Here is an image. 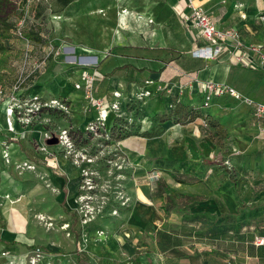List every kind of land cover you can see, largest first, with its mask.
<instances>
[{"label":"crops","instance_id":"crops-1","mask_svg":"<svg viewBox=\"0 0 264 264\" xmlns=\"http://www.w3.org/2000/svg\"><path fill=\"white\" fill-rule=\"evenodd\" d=\"M80 1L74 0L61 8V14L66 12L64 23L72 25L73 29H70L69 33L73 41L91 49L107 50L108 55L101 69L109 73V76H99V80L107 82L109 88L101 92L100 96L110 100L113 91L120 90L123 92L121 99L125 101L127 95L136 94V89L141 86L153 94L147 100L152 104L147 107L149 110L146 115L144 107L142 108L138 132L120 138L119 141L128 137L129 140L154 141L159 146L166 147L167 153H158L162 156L166 154L165 157H155L157 166L161 168L159 172L162 181L175 192L199 198L186 212L234 216L230 219H220V235H214V243L204 251V257L201 251L196 249L188 252V256L183 252L172 257L163 254L157 256V250L151 245L157 256H154L155 264H264V245L257 243L258 239L264 238V121L255 118L253 108L248 103L242 100H238L237 104L228 103L227 97L231 96L229 94L214 96L218 109L229 111V118H232L231 114L234 113L241 115V108L245 111L238 123L242 130L233 131L228 125L229 118L226 115H220L218 112L214 115L209 110L203 113L199 103L189 100L196 90L205 89L207 81H214L235 87L254 103H264V67L245 66L238 63L234 57L239 46L244 50L247 45H259L264 51V24L261 18L264 14V0H193V4L201 7L216 22L219 29L234 28L238 31L237 39L227 42L222 53L211 59L196 57L193 54L198 47H204L208 42L200 37L196 30L189 28L183 19V14L192 9L189 0H167V3L165 0H155L156 6L152 4V0H147L146 5H142L144 0H88L87 2H94L96 5L84 4L82 9L78 5ZM75 3L78 7L76 14L68 13L67 9ZM120 3H127L124 13L119 11ZM166 6H170L172 16L178 21L172 33L165 29V21L162 20L164 18L161 19V13L164 16ZM85 18H108L111 20V26L107 30H101L95 23H89L90 35L85 38L80 34L84 32L85 21L81 20ZM154 18L157 21L155 24L151 20ZM174 98L196 106L204 117L226 118L224 121L227 124V135L219 140L224 145L223 149L218 148L212 136L201 131V117L188 123L169 120L158 125L152 122L149 115L172 110ZM3 117L6 122V117ZM161 126L163 131L160 134L149 136L146 133ZM2 135L0 130V192L13 195L24 190L27 191L25 199L28 200L37 198V195L42 196L44 192L45 209L50 217L60 216L67 221L65 224L73 220L72 223L76 222L82 167L74 161L64 159L62 155L55 160L51 159L49 166L40 164L42 160L35 155H42L33 148V144L27 140L25 142L16 139L17 141H9V144L12 142L9 146L12 163L31 161L32 157L40 162L35 171L26 170L18 176L14 165L7 164L3 159L5 136ZM202 146L206 150L209 149L207 154L202 152ZM213 155L215 157H212ZM133 156L131 151V170L134 166L139 168L133 163ZM164 168L170 171L165 172ZM171 173H174L175 177ZM44 178L58 190L55 194H59V203L51 198L57 195L51 194L47 191L49 189L44 187ZM17 182L21 185L20 189H17ZM229 191L236 195V206L231 207L225 202L223 195ZM128 193L133 195L136 201L130 215H126L128 222L124 227L125 237L112 236L113 249L118 250L127 239L129 242H143L144 227L149 223H153L156 230L163 229L166 222H173L166 216L171 213L176 216L178 212L179 215L174 219L178 222L183 215L178 210L166 213L160 207L162 201L158 204L157 201L144 199V186L130 184ZM227 225L231 229L223 228ZM95 226L102 228L99 224ZM133 231L136 232L134 239ZM23 233L24 228L20 225L7 229L0 224V249H8L10 253L14 250L18 255L10 259L17 261V258L27 252L29 247L22 242ZM68 233L72 236L66 241L62 240L61 244L70 252L63 253L67 254L66 256H74L77 264H93L85 254L103 252L102 245L99 242H91L99 247L88 245L81 240L79 232ZM127 234H130V237ZM217 242H221V245ZM225 242H231V247L224 246ZM179 246L180 243H176L173 248ZM30 248L35 247L32 245ZM142 248V262L150 264L147 255L149 247L142 245ZM65 260L68 264L71 262L69 258Z\"/></svg>","mask_w":264,"mask_h":264},{"label":"rangeland","instance_id":"rangeland-1","mask_svg":"<svg viewBox=\"0 0 264 264\" xmlns=\"http://www.w3.org/2000/svg\"><path fill=\"white\" fill-rule=\"evenodd\" d=\"M12 1L18 7V12L24 11V15L19 19V15L11 16L10 21L15 23L17 27L11 31L13 37L5 40L0 38V42H5L8 45V47H0V130L5 136L3 140L5 150L2 152L4 161L14 165L18 176L26 170L35 171L40 162V164L49 166L51 159L55 160L61 155L64 159L74 161L73 156L65 157V151L61 150L59 145L47 143L48 139L59 137L58 134L65 129L74 141L75 150L84 151L87 158L95 161L86 165L89 167L88 177L84 179L82 176L80 194L77 197L79 206H77L76 214L78 218H75L76 222L74 223H72L74 220L68 222L66 229L62 228V225L67 221L61 219L60 216L52 218L48 215V211L45 209L44 192H42V196L37 195V198L31 200L25 199L27 191L24 190L13 195L0 192L1 226L12 229L13 226L20 225L25 231L21 236L24 238L22 242L29 248L32 245L35 247L27 248V252L22 255L23 257L17 258V261L10 259V257L18 256L14 250L10 253L8 249H0V264H12L13 262L15 264H68L65 260L68 258L71 259L69 264H77L74 256H66L67 254L63 253L70 251L61 244L62 240L66 241L68 237L72 236L68 233L72 231L79 232L81 240L88 245L94 244L95 247H99L97 242L102 245L103 252H99V254L87 252L85 254L93 264H143L142 245L149 247L147 255L150 264H155V257L159 254L172 257L183 252L188 256V252H193L196 249L201 251L202 256L205 255L204 251L209 248L210 244L214 243L212 241L214 235H220V219H230L234 216L226 214L224 217L212 213L185 212L179 221L175 222L174 219L179 214L176 212L177 215L175 216L174 213H171L166 218L175 223L166 222L164 228L158 230L153 223H149L144 227L143 242L140 240L129 242L127 239L118 250L113 249L112 236L125 237L124 227L128 222L126 215H130L136 201L133 195L128 193L130 184L144 186V199L157 201L158 204L161 202V198L156 195V180L161 178L159 172L161 168L157 166L155 157H165L166 154L162 156L158 153H167V151L166 147L159 146L154 141L129 140L128 137L119 141L120 139L115 138L116 136L124 138L129 134H127V130H124L126 122L124 119H120L121 117H117L120 121L117 119L118 121L110 133L109 119L116 114L125 119L128 118V121L132 123L133 119L137 118L136 115L135 117L133 115L135 108L138 107L140 111L143 107L150 106L152 102L147 100L153 94L147 97L142 96L144 86H141L136 89V94L127 95L123 101L121 99L123 92L115 90L121 92V97L117 98L120 104L110 112V103L115 98L113 99L112 96L109 100L102 97L106 100L108 124L105 126L98 125L94 132H89L86 130L88 123L95 121L99 112L95 107H89L86 96L88 90L91 89L96 96L101 97V92L103 93L109 88L107 82L103 83L102 80H99V76H109V73L103 72L101 69L102 63L108 55L107 50L91 49L89 46L73 41L70 38L72 25L64 23L66 12L61 14L63 7L57 0ZM87 1L81 0L78 3L81 9L84 4L85 6L96 5L94 2ZM152 1V4L154 3L156 6L155 0ZM165 2L168 1L165 0ZM147 3L148 1L144 0L142 5ZM126 7L127 3H120L119 11L124 13L127 10ZM166 7L164 16L161 13V19L164 18L162 20L165 21V29L172 33L173 28L178 25V21L172 16L173 11L170 6ZM77 8L76 3L72 4L67 12L73 14ZM155 15L157 18V12ZM156 18L151 19L154 24L157 22ZM83 20L85 21V28L84 32L82 31L80 34L85 38L90 35L89 23H95V26L101 30H107L111 26V20L108 18L91 20L85 18L81 21ZM70 23L72 24V22ZM181 23L183 25L182 19ZM20 29L38 32L42 39L36 41L26 37H17L14 32L17 33ZM87 61L92 62L88 65L84 64ZM78 69H83L81 81H79L81 74L76 73ZM88 84L90 87L87 86ZM20 91L22 95H19ZM206 95L205 89L196 90L189 100L199 103L203 113L209 110L214 115L218 112L220 115L229 116V111L218 109V104L214 103V95L212 101L205 103ZM13 96L16 97L18 105L10 113L14 103ZM53 100L67 105V109L53 102ZM177 101V99H173L171 108ZM237 101L234 97H227L228 103L237 104ZM100 110L102 111V109ZM240 110L241 115L234 113L231 114L232 118L228 117V125L233 131L242 130L238 123L243 118L245 111L242 108ZM131 111L133 112L128 114ZM166 111L171 112V109ZM3 115L6 117V122L2 119ZM209 118L214 119L217 126H213ZM224 120H226L224 117H207L201 120V131L211 135L219 149L224 148L219 140L224 138L228 131ZM48 136L51 137L48 138ZM16 139L25 140V142L30 141L33 148L42 155V157L35 156L42 161L38 162L35 157H32L31 161L23 160L12 163L9 147L12 142L9 144V141H17ZM202 147L204 149L202 152L207 154L209 149L206 150L204 146ZM131 151H133L135 160L133 163L139 167L138 169L135 166L132 170L130 168ZM28 165H33L34 168H29ZM86 166H82V169ZM164 171L169 172L170 170L165 169ZM44 180V187L49 189L47 191L57 195V197L51 198L59 203L61 201L59 194H55L58 190L56 187L54 189V186L45 178ZM20 187L21 185L17 182V189ZM169 190L174 189L169 186ZM223 196L225 202L231 207L236 206L238 200L233 192L229 191ZM48 203L50 202L48 201ZM74 224L80 225L74 226ZM95 224H99L102 228L96 227ZM223 228L231 229L229 225L223 226ZM73 235L76 236L74 233ZM127 235L130 237V234ZM132 235L134 239L136 232ZM176 243H180L181 246L173 248ZM217 243L221 245V242ZM231 244V242L223 243L224 246L228 245L229 247ZM151 245H153L154 250H157V256L151 249ZM3 250L9 252L6 257L1 255ZM33 258H37L36 263L31 262Z\"/></svg>","mask_w":264,"mask_h":264},{"label":"built area","instance_id":"built-area-1","mask_svg":"<svg viewBox=\"0 0 264 264\" xmlns=\"http://www.w3.org/2000/svg\"><path fill=\"white\" fill-rule=\"evenodd\" d=\"M189 3L191 5V11L183 14V19L187 26L191 29H194L197 31L198 35L202 38H204L208 45L204 47H198L193 54L196 57L200 58H215L216 56L220 55L225 47V44L227 42H232L234 39L236 40L238 37V31L234 28H230L227 30H221L217 27L216 22L207 14L205 13L201 7L194 5L193 0H189ZM262 22L264 24V14L262 15ZM234 57L236 61L242 65L245 66H257V67H264V51L259 45H247L245 46V49H240V46L237 47V50L234 53ZM89 62V63H87ZM84 64H91L92 61H87ZM93 80V78H91ZM149 81V80H148ZM87 86L90 87L88 84ZM205 90L207 91L206 102L212 101V96H222L225 94H229L233 96L237 100H242L253 108V113L256 119L260 121H264V103H254L251 98L244 96L240 91H238L235 87L230 86L225 83H219L214 81H207L205 83ZM142 96L147 97L148 95H152V91L149 89H145L144 93H141ZM114 101L110 103L109 112L113 111L114 108L118 107L120 104L117 101L118 97H121L120 91H113L112 93ZM87 102L89 104V107H95L99 115L95 119V121H92L88 123L87 128L91 131H95L96 127L98 125H107L108 124V113L107 109L105 108V102L106 100L102 97H98L93 93V90L89 89L87 93ZM14 100V103L12 104V108L10 110V113L13 111V109H16V106L18 105L16 102V97H12ZM143 98V97H142ZM18 100V98H17ZM53 102L61 105L64 109H67V105L63 103H59L57 100H53ZM102 109V111L100 110ZM108 117V118H107ZM59 142L57 145L60 146V149L65 151V157L67 156H73L74 162L79 166H86L89 164H92L95 160L91 158H87L84 154V151L82 150H75L76 146L74 144V141L72 140L71 136L69 135V132L65 129L62 130L58 134ZM51 136H48L50 138ZM76 151V152H75ZM27 165V164H26ZM29 168H34L33 165H28ZM89 167L86 166L82 169L81 175L84 176V179L88 177ZM258 244H263L264 239L260 238L257 241ZM9 254L8 251L3 250L1 251L2 256H7ZM37 258H33L31 260L32 263H36ZM12 264H15L14 262Z\"/></svg>","mask_w":264,"mask_h":264},{"label":"trees","instance_id":"trees-1","mask_svg":"<svg viewBox=\"0 0 264 264\" xmlns=\"http://www.w3.org/2000/svg\"><path fill=\"white\" fill-rule=\"evenodd\" d=\"M62 7L68 6L70 3H72L74 0H57ZM19 15V18H22L24 15V11L18 12V7L13 3L12 0H0V38L2 37L3 40L9 39L13 37V34L11 33L13 28H17L16 24L10 21V17ZM14 35L17 37H26L32 40L40 41L42 38L38 32L34 31H25V29H20L19 32H14ZM0 47H8V45L5 42H0ZM76 73L81 74V78H79V81L82 80V73L83 69L76 70ZM78 75V74H77ZM19 95H22L21 91L19 92ZM178 101L174 103V107L169 111H163V112H156L153 113L150 116L153 123H158V125H162L164 122L172 120L174 122L179 123H188L190 121H193L198 118H207L200 114L198 111V108L194 105H188L180 101L178 98H176ZM148 108H144V115L148 112ZM134 117L136 115L137 118H134L132 123L128 121V118H124L121 115H112L109 119V132L111 133L113 126L115 127L116 122L120 119H124L125 129L127 130V134L131 135L133 133H137V127L139 126V122L142 115V109L139 111V108H135L134 111ZM121 117L120 119H118ZM118 119V120H117ZM139 120V122H138ZM209 121L212 123L213 126H217V123L214 119L209 118ZM86 130L91 131L90 129L86 128ZM163 131V127L160 128H152V130L146 132L149 136H154L157 134H160ZM84 132V131H83ZM94 132V131H92ZM126 132V131H125ZM211 136V135H210ZM117 139H120L119 137H115ZM172 176L175 177L174 173H171ZM181 181V180H180ZM156 195L161 198V209L164 210L166 213H171L174 210H178L181 213H185L186 209H190L191 205L195 204L199 198L195 197V195L191 194H182L175 192L174 190H169V187L167 184L162 181L161 178L157 180V186H156ZM264 239V238H263ZM263 244H260V246H263ZM80 262V260L78 261Z\"/></svg>","mask_w":264,"mask_h":264},{"label":"water","instance_id":"water-1","mask_svg":"<svg viewBox=\"0 0 264 264\" xmlns=\"http://www.w3.org/2000/svg\"><path fill=\"white\" fill-rule=\"evenodd\" d=\"M58 142H59L58 137H53V138L47 140V143L50 145L57 144Z\"/></svg>","mask_w":264,"mask_h":264},{"label":"bare ground","instance_id":"bare-ground-1","mask_svg":"<svg viewBox=\"0 0 264 264\" xmlns=\"http://www.w3.org/2000/svg\"><path fill=\"white\" fill-rule=\"evenodd\" d=\"M84 63V62H83ZM87 63H89V62H87ZM67 224H64V225H62V228H64V229H66L67 228ZM68 239H69V237H68Z\"/></svg>","mask_w":264,"mask_h":264}]
</instances>
